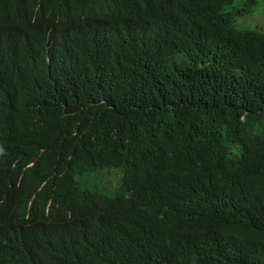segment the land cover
<instances>
[{"label":"trees","instance_id":"1","mask_svg":"<svg viewBox=\"0 0 264 264\" xmlns=\"http://www.w3.org/2000/svg\"><path fill=\"white\" fill-rule=\"evenodd\" d=\"M257 3L0 0V264H264Z\"/></svg>","mask_w":264,"mask_h":264},{"label":"rangeland","instance_id":"2","mask_svg":"<svg viewBox=\"0 0 264 264\" xmlns=\"http://www.w3.org/2000/svg\"><path fill=\"white\" fill-rule=\"evenodd\" d=\"M248 1L249 0H236V4L240 8H246ZM257 1L258 3L253 7V13L245 15L238 19L236 25L239 30H254L264 33V0ZM229 10H231V8H229ZM104 176H107L105 181L107 182V187L109 188V190H107L106 182L100 179L99 176L87 178V185L93 191H100L102 193L113 195V192L110 190L118 187L122 175L121 173H119V171H108L103 174V178ZM81 179L82 178H79L80 181H82Z\"/></svg>","mask_w":264,"mask_h":264}]
</instances>
